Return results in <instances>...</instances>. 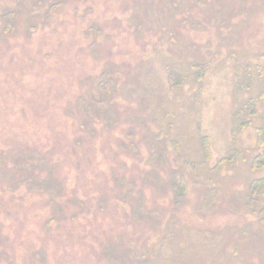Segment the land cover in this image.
Wrapping results in <instances>:
<instances>
[{"label":"rangeland","instance_id":"rangeland-1","mask_svg":"<svg viewBox=\"0 0 264 264\" xmlns=\"http://www.w3.org/2000/svg\"><path fill=\"white\" fill-rule=\"evenodd\" d=\"M264 0H0V264H264Z\"/></svg>","mask_w":264,"mask_h":264},{"label":"trees","instance_id":"trees-1","mask_svg":"<svg viewBox=\"0 0 264 264\" xmlns=\"http://www.w3.org/2000/svg\"><path fill=\"white\" fill-rule=\"evenodd\" d=\"M263 136V138H264V135H262Z\"/></svg>","mask_w":264,"mask_h":264}]
</instances>
